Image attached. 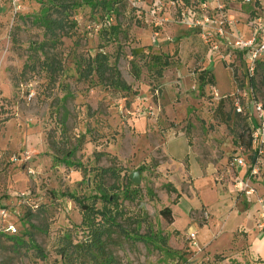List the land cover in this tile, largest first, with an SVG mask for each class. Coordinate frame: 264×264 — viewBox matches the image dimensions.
<instances>
[{"label": "rangeland", "instance_id": "374dc122", "mask_svg": "<svg viewBox=\"0 0 264 264\" xmlns=\"http://www.w3.org/2000/svg\"><path fill=\"white\" fill-rule=\"evenodd\" d=\"M72 1L58 13L57 0H18L16 6L0 0V210L8 211L4 221L0 217V263L216 264L202 246L191 245V232L173 230L159 212L189 190L187 173L196 163L216 183L222 174L220 184L229 191L230 176L238 175L235 156L247 165L264 160L249 140L262 126L253 102L264 105L261 65L252 92L238 97L243 112L233 101V79L244 86L245 76L244 57L233 45L251 36L253 21L264 23V0L209 2L205 12L214 24L205 31L188 28L169 8L159 25L146 23L137 18V0H117L104 17ZM168 1L162 0L165 8ZM45 16L61 27L45 24ZM116 23L126 31L119 41L104 33ZM98 52L109 56L128 89L86 75L87 61ZM154 54L170 62L160 76L149 63ZM204 67L215 83L199 87ZM185 143L190 157L183 168L185 157L172 161L163 147L178 150ZM67 150L73 151L69 159ZM132 172L139 173L138 184L129 179ZM22 191L36 208L19 204ZM101 193L113 196L109 212L118 225L99 226V243L94 230L81 225L75 199L101 208ZM186 207L184 201L173 207L180 228ZM190 215L208 221L202 212ZM7 223L14 233L4 231ZM225 240L208 251L221 250Z\"/></svg>", "mask_w": 264, "mask_h": 264}, {"label": "crops", "instance_id": "0c3cea01", "mask_svg": "<svg viewBox=\"0 0 264 264\" xmlns=\"http://www.w3.org/2000/svg\"><path fill=\"white\" fill-rule=\"evenodd\" d=\"M204 69L206 67L201 70ZM163 151L172 161L185 157L184 161H179L183 168L186 158L190 157L186 143L178 150L164 145ZM250 165L256 171L254 175L245 168L237 169V176L245 175V179H249L248 188L253 190L249 195L241 192L238 196L225 191L223 185L214 182L207 171L202 170L196 163L195 167H189L187 173L189 190L186 189L178 202L169 206L173 215L174 206L182 201L186 203L187 207L182 211L185 224L181 228L177 226L176 217L173 215V230L195 233L198 244L207 252L208 258L216 254L223 256V260L216 264H264V160ZM9 202L14 204V199ZM190 210L195 215L206 211L208 221L200 225L196 218L190 215ZM220 238H226L222 249L209 252V247L216 244Z\"/></svg>", "mask_w": 264, "mask_h": 264}, {"label": "built area", "instance_id": "2783aa9c", "mask_svg": "<svg viewBox=\"0 0 264 264\" xmlns=\"http://www.w3.org/2000/svg\"><path fill=\"white\" fill-rule=\"evenodd\" d=\"M215 0H169L167 2V7L165 8V3L162 0H152L147 3V0H137V2H133V7L136 10L137 18L144 19L146 23H155L159 25L163 20V12L165 9L169 8L175 10L178 14L179 21L186 25L188 28H200L202 31L206 29L212 28L214 24V20L208 17L205 12L208 8V3ZM248 2L249 0H244ZM18 0H12V4L16 6ZM162 14V16H161ZM253 25H256L252 30L251 36L249 38L238 37L234 42L235 49L239 52V55L244 57V65H245V76L243 77L244 86H240L237 84L235 79H233L234 83V93L235 95L233 101L235 105V110L237 112H243V106H241V100L238 98L240 96H245L250 94L253 90L252 79L255 76V71L257 68V63L259 61L264 60V23H261V20H256L252 22ZM219 32L222 33L220 28H217ZM216 48V47H214ZM230 54H227L229 57ZM252 98V97H251ZM254 100V99H252ZM251 100V101H252ZM254 108L259 117L262 118V126L256 128L255 131L251 132L250 135V143L257 147L259 154L264 153V105L261 103H257L255 100ZM18 158L12 156L10 158L11 161H15ZM22 159L27 161L29 159L28 151H24L22 154ZM235 165L236 169L245 168L247 172L250 171V174L254 175L256 171L251 168V165H247L244 158L241 156H235L234 161L232 163ZM231 180L234 181V184L228 186L230 193H234L236 195L244 194L249 195L253 190L248 188L249 179H245V175L243 176H230ZM217 182H221L223 180V175L219 174L216 176ZM242 192V193H241ZM19 204L28 205L31 208H36L37 204L31 200L30 192L22 191L19 193ZM204 219L208 218V213L206 211L202 212ZM8 216V211L6 209L0 210V217L2 221H4ZM5 232L14 233L16 228L14 224L7 223L3 226ZM191 245L197 246L198 242L196 239L195 233H192L190 236Z\"/></svg>", "mask_w": 264, "mask_h": 264}, {"label": "trees", "instance_id": "16d2710c", "mask_svg": "<svg viewBox=\"0 0 264 264\" xmlns=\"http://www.w3.org/2000/svg\"><path fill=\"white\" fill-rule=\"evenodd\" d=\"M60 2V8L56 7V11L58 13H61V10L64 11L66 6L64 5L65 1H72V0H57ZM79 3L83 2L86 4L91 11H97L100 12L101 16H110L115 11V3H117V0H78ZM71 3H74L73 1ZM44 23H52L56 25H51L52 28H59L60 20H52L51 18L48 19V17H44ZM61 25V23H60ZM110 37H112L113 40L119 41L118 36L121 34L124 36L126 34V31L121 28L119 24H110L108 28L104 31V33ZM131 54L134 58H137L138 55V49H132ZM134 63V62H133ZM149 63L155 68V72L160 76L162 75V72L166 66L170 64L168 60L162 55V54H154L150 56ZM258 65H261L263 67L264 71V60L259 61ZM134 67V66H133ZM86 69V75H91L92 73L97 75V79H100L101 82L104 85L113 87L115 90H126L129 88L122 80L119 79L118 74L116 72V69L109 64V56L103 52H98L95 54V56L88 60L85 66ZM198 82L199 87L204 86L206 83L213 84L215 83V78L213 74L208 71L207 69L201 70L198 73ZM263 83H264V76H263ZM252 85L254 83L252 82ZM68 155V156H67ZM65 156L67 159L73 156L72 150H67ZM66 162V160H64ZM97 198L94 196L93 200L95 201ZM99 198L105 202V204L101 208H96L95 202L88 204L79 200L75 201L79 204L80 212H81V225H84L86 229L88 230H94L93 235L97 242L102 243V234L100 233L99 226L102 225H118L115 219V216H111L110 211V205L114 203L113 196H106L104 194H100ZM116 203V202H115ZM174 204V203H173ZM109 205V206H108ZM160 215L165 218L169 223H173V215L172 210L169 206H164L160 210ZM205 222L199 223L200 225L204 224ZM176 231V230H175ZM64 247V246H63ZM2 248V245L0 244V249ZM37 251L36 254L44 258L45 255L43 251L37 246L35 248ZM60 253L63 255L64 248H60ZM214 259L217 262H221L223 260V256L221 254H216L214 256ZM264 262V260L262 261ZM0 264H6L5 262H1ZM210 264V263H207Z\"/></svg>", "mask_w": 264, "mask_h": 264}, {"label": "water", "instance_id": "95a60500", "mask_svg": "<svg viewBox=\"0 0 264 264\" xmlns=\"http://www.w3.org/2000/svg\"><path fill=\"white\" fill-rule=\"evenodd\" d=\"M129 179L135 183V184H138L140 182V175L138 172H132L130 175H129Z\"/></svg>", "mask_w": 264, "mask_h": 264}]
</instances>
